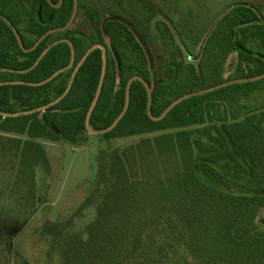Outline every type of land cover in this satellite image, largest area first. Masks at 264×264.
Here are the masks:
<instances>
[{
	"label": "trees",
	"instance_id": "16d2710c",
	"mask_svg": "<svg viewBox=\"0 0 264 264\" xmlns=\"http://www.w3.org/2000/svg\"><path fill=\"white\" fill-rule=\"evenodd\" d=\"M52 1L58 5L61 0ZM193 3V8L201 4ZM74 8L75 0H64L60 7L47 0H31L30 7L24 0H0V15L17 28L26 49L49 31L66 27ZM191 23L180 22L153 0H79L69 29L25 53L0 18V131L29 138L12 145L19 162L16 181L30 187L22 202L36 198V166L50 172L46 150L37 140L81 146L92 132L110 129L124 112L131 79L150 85L152 115L159 118L179 98L176 92L184 83L196 88L199 79L222 72L234 53L235 71L242 74L237 79L264 74L260 7L235 2L204 28ZM58 40L66 41L39 62ZM96 44L106 47L107 68L89 128L87 115L103 69L100 49L89 55L62 101L24 115L60 99ZM60 70L64 72L51 82L39 85ZM259 92H264V79L233 84L182 101L163 120L153 121L148 91L133 81L127 113L101 135L119 139L172 132L142 139L112 157L109 172L77 212L85 216L88 211V223L80 227L68 221L49 228L48 259L58 258L61 264H171L183 256V264H264V231L259 228L264 225V104L243 115L229 116L220 108ZM14 114L19 116L5 117ZM208 121L218 124L203 127ZM222 163L225 169L219 167ZM34 213L1 215L24 220Z\"/></svg>",
	"mask_w": 264,
	"mask_h": 264
},
{
	"label": "rangeland",
	"instance_id": "374dc122",
	"mask_svg": "<svg viewBox=\"0 0 264 264\" xmlns=\"http://www.w3.org/2000/svg\"><path fill=\"white\" fill-rule=\"evenodd\" d=\"M24 1L30 7L31 0ZM153 1L163 6L180 22L183 23L188 19L193 24L198 23L200 28L206 27L224 7L235 2H248L260 7L264 15V0H200L201 4L198 3L197 8H193L195 0ZM24 34L29 39H34ZM188 61L190 62V59ZM236 66L237 54L234 53L228 58L222 72L199 79L200 83L196 88H191L184 83L183 87L176 92L175 98L179 97L176 100L229 81L248 79H237L242 74L236 73ZM204 68L205 71H209L208 65ZM257 76L260 75L253 77ZM262 104H264V92H259L249 100L242 99L233 105L222 104L220 108L229 116H232V113L243 115L245 111L256 110ZM216 122L208 121L203 127L212 126ZM170 132L172 131L119 139H106L101 134H89L87 143L81 146H74L63 141L37 140L46 150L50 172L41 165L36 166V198L34 202L25 204L22 201L29 193L30 187L26 184L20 185L16 181L19 162L14 157L12 145L15 139L27 141L29 138L26 135L0 131V264H61L58 258L50 261L47 257L50 241L49 228L68 221H72L74 226L84 227L91 216L88 211L85 212V216L77 212L95 190L102 175L109 172L112 157L131 146H136L142 139ZM196 157L203 156L196 152ZM219 167L225 169L226 165L222 163ZM232 189L236 190L234 187ZM30 212L35 213L31 218L24 220L4 219L1 215L11 216L16 213L29 215ZM260 217H264V211H261ZM17 228L20 229L18 233H16ZM259 228L264 231L263 224H260ZM187 260V263H193L191 258ZM171 264H183V256L176 258Z\"/></svg>",
	"mask_w": 264,
	"mask_h": 264
},
{
	"label": "water",
	"instance_id": "95a60500",
	"mask_svg": "<svg viewBox=\"0 0 264 264\" xmlns=\"http://www.w3.org/2000/svg\"><path fill=\"white\" fill-rule=\"evenodd\" d=\"M48 1H49V3H50L52 6H54V7H60V6L62 5V3H63L64 0H61V1H60V4H59L58 6H55V5L53 4L52 0H48ZM78 9H79V0H75L74 13H73L72 18H71L70 22L68 23V25H67L66 27H64V28H61V29H56V30H51V31H49V32L46 33V34H45V35H44V36L38 41V43H36V45H35L34 47H32L31 49H26V48H25V46H24V44H23V41H22V38H21V36H20V34H19L17 28H16L15 26H13L12 23H11L7 18H4V17H2V16H0V17H2V18L7 22V24L10 25V27L12 28V30H13V32H14V34H15L17 40H18V43H19L20 47L22 48V50H23L25 53H29V52H31V51H34V50L37 48L39 42L42 41V40H43L44 38H46L47 36H50L51 34H54V33H57V32H63V31H65V30L69 29V28L72 26V24L74 23V21H75V19H76V17H77ZM60 42H62V41L55 42V43H53L48 49H46V50L44 51V53L41 55L39 62H40V61L46 56V54L49 52V50H50L52 47L56 46V45H57L58 43H60ZM97 49H101L102 52H103V69H102V76H101V80H100V85H99L98 91H97V93H96V96H95V99H94V101H93V104H92V106H91V108H90V110H89V112H88V115H87L86 126L89 128V122H90L91 116H92V114H93V111H94V109H95V107H96V105H97V103H98L99 96H100L101 90H102V88H103V81H104L105 74H106V68H107V56H106V48H105L104 45H95V46H93V47H92V48H91V49H90V50L84 55L83 59L81 60V62L78 64V66L76 67V69H75V71H74V74H73V76H72V79H71V82H70V84H69V87H68L67 91L65 92V94H64L60 99H58V100L55 101L54 103H52V104H50V105H47V106H45V107H43V108H40V109H36V110H32V111L26 112V113H24V115H31V114L38 113V112H44V111H46L48 108H50L51 106H54V105L58 104L60 101H62V100L68 95V93L70 92V90H71V88H72V86H73L74 80H75V78H76V75H77V73L79 72L80 68H81V67L83 66V64L86 62V60L88 59L89 55H90L92 52H94L95 50H97ZM74 54H75V52L73 51V55H74ZM74 63H75V57L73 56V58H72V62H71V67L74 65ZM63 72H64V70H60V71H58V72L55 73L52 77H50V78L47 79L46 81L41 82L39 85L42 86V85H44V84H46V83L51 82L55 77H57L59 74H61V73H63ZM262 79H264V74H263V75H260V76H257V77L248 78V79H241V80H233V81H229V82H226V83H224V84H221V85L216 86V87L211 88V89H207V90H204V91H201V92H197V93L189 94V95H187V96H185V97H182V98H180V99L174 101L173 104H172V105H171V106L165 111V113H164L161 117L156 118V117H154V116L152 115V111H151V103H152V100H153V96H152V90H151L150 85H149L145 80H143L142 78L135 77V78L131 79V81L129 82V85H128L127 102H126V107H125V109H124V112L122 113V115L118 118V120L114 123V125H113L110 129H108V130H106V131H103L101 134H105V133H108V132L112 131V130L118 125V123L122 120V118L125 116V114L127 113L128 109H129V105H130V99H131V94H130V91H131V84H132V82L135 81V80H139V81H141V82L145 85V87H146V89H147V91H148V94H149L148 113H149L150 118H151L153 121H161V120H163V119L168 115V113H169L173 108H175L177 105H179L182 101H185V100H187V99H189V98H192V97H195V96H199V95L208 94V93L214 92V91H216V90H219V89L225 88V87L230 86V85H233V84L245 83V82H256V81H259V80H262ZM0 85H1V83H0ZM18 116H19V114L5 115V117H18ZM92 134H95V133L92 132Z\"/></svg>",
	"mask_w": 264,
	"mask_h": 264
},
{
	"label": "flooded vegetation",
	"instance_id": "af4514ba",
	"mask_svg": "<svg viewBox=\"0 0 264 264\" xmlns=\"http://www.w3.org/2000/svg\"><path fill=\"white\" fill-rule=\"evenodd\" d=\"M48 1V0H47ZM49 2V1H48ZM53 2V1H52ZM54 4V3H53ZM59 4H60V2H59ZM58 4V5H59ZM55 6H58V5H56V4H54ZM54 7V6H53ZM0 16H2V17H4L3 15H0ZM2 17H0V18H2ZM4 18H6V17H4ZM3 19V18H2ZM5 21V20H4ZM7 23V22H6ZM58 33V32H57ZM58 41H66V40H58ZM58 41H56V42H58ZM96 45H103V44H96ZM95 46V45H94ZM105 46V45H104ZM93 47V46H92ZM91 47V48H92ZM106 48V47H105ZM101 50V49H100ZM107 51V50H106ZM78 66V65H77ZM73 67V66H72Z\"/></svg>",
	"mask_w": 264,
	"mask_h": 264
},
{
	"label": "clouds",
	"instance_id": "9594fccd",
	"mask_svg": "<svg viewBox=\"0 0 264 264\" xmlns=\"http://www.w3.org/2000/svg\"><path fill=\"white\" fill-rule=\"evenodd\" d=\"M84 238L86 239V236Z\"/></svg>",
	"mask_w": 264,
	"mask_h": 264
}]
</instances>
